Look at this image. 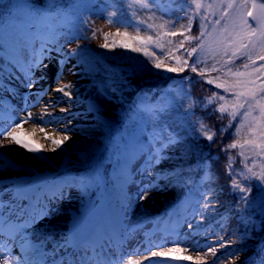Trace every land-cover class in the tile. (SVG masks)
<instances>
[{
    "label": "trees",
    "instance_id": "obj_1",
    "mask_svg": "<svg viewBox=\"0 0 264 264\" xmlns=\"http://www.w3.org/2000/svg\"><path fill=\"white\" fill-rule=\"evenodd\" d=\"M148 3L0 0V60L40 46L59 54L73 49L84 75L114 100L108 118L79 125V136L63 150L77 156L66 173L79 193L82 186L97 183L101 173L113 191L108 173H118L129 149L141 156L173 146L178 164L157 176L171 188L164 206L172 212L192 210L202 236L232 241L207 264H224L250 249L249 260L238 264H264V185L257 178L264 171V108L257 107L263 104L264 87L248 94L264 83V56L250 50L257 24L239 0ZM97 17L108 29L92 43ZM193 47L197 51L189 57ZM110 85L123 88L114 92ZM199 121L215 132L211 142L201 134ZM233 143L235 148L227 147ZM229 163L237 181L252 189L246 205L243 194L230 186ZM209 201L215 206L205 211Z\"/></svg>",
    "mask_w": 264,
    "mask_h": 264
},
{
    "label": "rangeland",
    "instance_id": "obj_2",
    "mask_svg": "<svg viewBox=\"0 0 264 264\" xmlns=\"http://www.w3.org/2000/svg\"><path fill=\"white\" fill-rule=\"evenodd\" d=\"M239 1H243L248 12H252V19L257 24L250 50L252 49L259 57H262L264 56V9L259 5L263 2L256 0L254 6L251 0ZM94 20L92 30L95 36H92V43L98 42L101 34L108 29V25L101 18L97 17ZM34 57H39L42 61L39 67L33 64ZM1 62L3 64L0 65V132L11 127L22 141L40 148V152H28L15 143L13 144L18 146V151H15L13 155L4 151L0 152V201L3 199L6 202L5 204L0 203V220L3 218L4 211L13 213L12 210H8L10 204L18 202L17 199L21 200L27 190L31 192L37 205L36 203L30 205L33 215L26 218L25 226L16 229L19 231V236L14 240L18 245L13 244L19 249L23 245L31 246L36 251L37 257L34 264L45 260L46 257L38 256L42 252L47 251L49 258L60 257L61 254L70 252L72 238L75 235L73 231L77 227L80 229L85 227V234L91 235L95 226L93 234L95 240H99L97 241L99 243L105 242V250H108L107 245L110 242L100 240L102 235L100 230L104 228L109 238L113 237L115 240L116 238L107 222L101 226L107 216L115 219L119 233L122 231L120 241L125 245L120 253L112 251V257L98 255L97 260H109L105 264H124L128 260H131L132 264H137V262L139 264H205L215 257L213 253L207 251L209 246L216 247V253H220L223 249L220 243H215L217 240L212 237L201 236L194 227L195 217L192 213L183 211L176 219L170 214V209L164 207L163 202L171 197V189L168 184L156 180L155 176L162 168L171 165L169 155L163 156L156 153L155 156L148 158H138L129 168L125 167L123 178L117 183L118 191L109 202V206L100 198L101 191L98 186H90L86 190V196L79 198L69 182L67 183L66 179L56 173L64 165L76 160L74 154L67 153L66 155L63 150L69 148L71 142L79 136L78 123L88 121L91 117L105 118L109 115L113 101L108 97L107 90L99 84L88 82L86 87L89 92L94 90L95 98L90 109L84 110L85 108L76 106L75 109L84 111L70 117L66 124H62V127L43 122L39 124L43 131L35 134L33 129L35 123H32L31 119L25 122L29 112L32 114V110L37 106H43V103L32 101L35 93L41 92L42 97L54 85H64L68 74L71 73L83 82H87L88 77L83 75L80 66L72 56H62L44 47L37 50H23L17 58L1 60ZM29 80L35 81L34 87H28ZM262 87L264 83L248 94L253 95L257 89L259 91ZM120 88V86L111 85L114 91ZM262 102L263 104L258 103L257 106L260 110L264 108V98ZM14 108L19 109L17 115L13 111ZM22 111L26 112V116ZM14 118L20 120H13ZM14 122L20 126H13ZM65 129L67 130L64 131ZM65 135L70 139L64 141L61 148L52 151L56 148L52 141L62 140ZM5 160L8 162L7 165L4 163ZM3 179L7 182H3ZM57 185L60 191L58 195L62 194L61 198L54 202H41L40 199H43L46 193ZM149 187L151 190L145 192V189ZM142 194L146 198L140 199ZM104 197L109 198L110 194L106 193ZM51 207L59 211L56 220L59 223L49 222L53 213L49 210ZM15 211H21V203ZM12 218L13 216L6 218L3 221V224H6L4 226H7V222ZM18 219L22 220V217ZM172 249L175 251H170ZM250 251L251 249L245 253L238 252L224 264L245 262L248 260ZM152 252H163L168 255L153 257ZM87 253L90 257L93 256L92 263H94L96 257L93 255L92 246ZM183 256H191L192 260H184Z\"/></svg>",
    "mask_w": 264,
    "mask_h": 264
},
{
    "label": "bare ground",
    "instance_id": "obj_3",
    "mask_svg": "<svg viewBox=\"0 0 264 264\" xmlns=\"http://www.w3.org/2000/svg\"><path fill=\"white\" fill-rule=\"evenodd\" d=\"M66 83L64 85L60 84L58 86L54 85L53 88L46 92V94L42 95L41 92L35 93V97L32 98V101L43 103V106H37L35 109L32 110V119L31 122L35 123L33 129L35 134H39L42 130L40 123L43 124V122H47L50 125L57 124V127H62V124H66L68 122V119L70 117L75 116L79 109H75L76 106H80L82 108H85L86 104H93V101H95L93 91L89 90L86 87L87 82L81 81L78 77L73 76L72 73L68 74L67 80H65ZM71 84V94L72 99L69 100L67 96H65L62 92H58V88H63L65 85ZM89 93V94H88ZM90 106V105H89ZM14 113L16 115L19 113L18 108L13 109ZM23 115L26 116V112L22 111ZM16 117V116H15ZM42 117V119H40ZM13 120L19 121L20 119L14 118ZM34 120V121H33ZM13 122V121H12ZM15 126V122L13 123ZM69 128V127H68ZM5 130V129H4ZM2 130V131H4ZM7 131H12V128H7ZM46 130V129H45ZM0 145H3V147H0V152H8L14 154L15 151H18V146L13 144L11 142L10 137L4 135L0 136ZM3 182H7V180H2ZM61 198V197H60ZM1 203H6L3 199ZM52 211V218L49 222L55 223L58 222L57 215L59 211H55V207H51L49 209ZM38 214V213H36ZM10 213L4 212L3 219H6ZM59 223V222H58ZM82 228L80 229L77 227L74 232L76 235L75 241H77L80 238ZM13 243L17 242L15 240L8 242L7 237H0V252H3L7 257V264H16L17 261L23 262L25 260H33L36 261V251L32 249L31 247L23 245L22 248L18 251L16 250V246H14ZM17 251V253H15Z\"/></svg>",
    "mask_w": 264,
    "mask_h": 264
},
{
    "label": "snow or ice",
    "instance_id": "obj_4",
    "mask_svg": "<svg viewBox=\"0 0 264 264\" xmlns=\"http://www.w3.org/2000/svg\"><path fill=\"white\" fill-rule=\"evenodd\" d=\"M135 2L136 3H143V5L145 7H150V4L148 3V0H135ZM252 3L255 6L256 0H252ZM229 6H231V5H229ZM259 6H260V8L264 9V3H261ZM252 15H253L252 12L249 11L248 12V16L249 17H252ZM114 16H116V13L115 12L111 13V16L108 17V21H109L110 24L113 22L112 21V17H114ZM215 23L219 24L220 21L219 20H216ZM251 26L252 25L250 24L249 27H251ZM202 27H204V25H202ZM93 35L95 36V33ZM173 35H175V33H173ZM196 39H199V37H196ZM181 43H183V42H181ZM100 47L107 48L108 45L107 44H103V45H100ZM132 51H139V49L133 48ZM196 51H197V48L196 47H193L192 48V51L189 52V53H187V55L189 57H191L192 54L195 53ZM185 63L187 64L188 61H185ZM33 64L35 66L39 67L40 64H42V61L40 60L39 57H34L33 58ZM155 66H156V68H159L160 67L159 64H156ZM191 70L193 72H196L197 71V67H196V62L195 61L192 63ZM167 71L174 72V71H176V69H174V68H168ZM209 82H211V81H209ZM34 85H35V81L29 80L28 87L29 88H32V87H34ZM71 88H72V85L71 84H67L63 88H58L57 91L58 92H62L65 96H67L69 98V100H71L72 99V94H71V91H70ZM214 99H215V97L214 98H209L206 101V104L207 105L213 104L214 103ZM219 99L220 100H223L224 99V96L220 95L219 96ZM243 106H244L243 104H240L239 105V107H243ZM217 110L220 111L221 114H223L226 111V109L223 106H220ZM247 114L248 113H246V112L244 113V115H247ZM231 115H232L233 118H235V113L234 112L231 113ZM28 119H32V114L30 112L28 113V116L26 117L25 122ZM40 119H42V117ZM198 123H199V129L201 131V134L208 141L211 142L214 139L215 132L212 131L211 129L207 128V126L204 125L202 121H199ZM16 126L19 127L20 125L17 124ZM41 130L43 131V129H41ZM66 130L67 129H65L64 131H66ZM4 135L10 137L12 143H15L16 145L24 148L28 152H33V153H39L40 152V148L34 147V146L30 145L29 143H27L25 141H22L19 138V136L16 135L13 131H7L5 129L3 132H0V136H4ZM69 139H70V137L67 136V135H65L62 140H53L52 143L54 145H56V148H53L52 151H56L57 148H61V146L63 145L64 141H67ZM0 147H3V145H0ZM227 147L228 148H235L236 147V144L233 143L231 145H228ZM154 156H155V153H154ZM4 163H5V165H7L8 162L5 160ZM226 170H227V172H228V174L230 176H233V169L231 167V163H229V165L227 166V169ZM249 171H251V169H249ZM253 176H256V173H253ZM257 178L260 180V183L262 185H264V171H262L261 174ZM230 186L233 189H236L240 193L243 194V195H241L240 200L246 205L247 202H248V194L251 193V191H252L251 187L243 186L242 183H240V182L237 181V179H236L235 176H233L232 184ZM150 190H151L150 187L149 188H146L145 189V192L150 191ZM139 198L140 199H144V198H146V196L142 194ZM214 206H215V202L214 201L205 202V204H204V210L207 211L210 207H213L214 208ZM189 227H191V225H189ZM228 243H232V241H224L223 238L221 237V239H220V247H224ZM170 251H175V249H172ZM207 251L208 252H211V253H213V255H215V253L217 251V248L214 247V246H209V248L207 249ZM157 255L165 256L166 257L168 255V253L152 252V256L153 257H155ZM175 258L179 259L181 257H175ZM182 259L191 261L192 260V257L191 256H183ZM0 264H7V257H6V255L3 252H0ZM16 264H26V262H19V261H17ZM124 264H132V262H131V260H128V261L124 262ZM137 264H139V262H137Z\"/></svg>",
    "mask_w": 264,
    "mask_h": 264
}]
</instances>
